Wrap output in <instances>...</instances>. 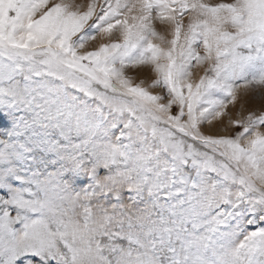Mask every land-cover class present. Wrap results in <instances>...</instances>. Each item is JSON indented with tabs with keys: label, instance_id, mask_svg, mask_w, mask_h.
<instances>
[{
	"label": "snow or ice",
	"instance_id": "obj_1",
	"mask_svg": "<svg viewBox=\"0 0 264 264\" xmlns=\"http://www.w3.org/2000/svg\"><path fill=\"white\" fill-rule=\"evenodd\" d=\"M256 86L264 0H0V264H264Z\"/></svg>",
	"mask_w": 264,
	"mask_h": 264
},
{
	"label": "rangeland",
	"instance_id": "obj_2",
	"mask_svg": "<svg viewBox=\"0 0 264 264\" xmlns=\"http://www.w3.org/2000/svg\"><path fill=\"white\" fill-rule=\"evenodd\" d=\"M59 2V0H57ZM75 3H86L87 0H74ZM208 3H219L221 0H207ZM223 2H231V0H223ZM101 42V37L97 36L96 41L90 42L88 45H86L87 48L91 49L96 44ZM139 73V75L137 74ZM193 79L196 78L197 75H202V71H198L197 69H193ZM145 74L147 76L145 80V87L148 83L151 82L152 79H154V74L150 72L149 69H143V70H136V71H129V75H133L135 77L134 82L139 83L140 79L145 78ZM149 91L153 92V94H159L161 92L160 89H149ZM244 99H247V103L245 104V112L246 115L247 112H260L264 111V87L256 86L248 91L247 97H242L241 102L244 101ZM240 104L238 103L236 106L229 105L228 112L230 115L235 114L236 111L239 109ZM223 124L224 126H221L219 122L214 121L212 126H205L206 130H210L212 134L214 135H232V130L227 126V117L223 118ZM261 131H264V128L261 129Z\"/></svg>",
	"mask_w": 264,
	"mask_h": 264
}]
</instances>
